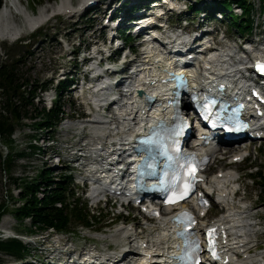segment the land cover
Segmentation results:
<instances>
[{
    "label": "rangeland",
    "instance_id": "obj_1",
    "mask_svg": "<svg viewBox=\"0 0 264 264\" xmlns=\"http://www.w3.org/2000/svg\"><path fill=\"white\" fill-rule=\"evenodd\" d=\"M6 1L10 6L15 7L11 8V13L5 16L4 24L5 26L19 27L25 25L24 17H36L51 7L59 6V4L65 0H0V10ZM68 1L71 6L77 8L82 0ZM111 1L113 7H116L117 0ZM183 2L186 3L184 0H182V4ZM129 3L124 1V6L128 5ZM252 3L254 6L253 25L256 24V26L250 31V35H240V33H244L246 31L245 29L241 28V26L244 27L245 24L243 23L246 22L242 21L241 23L243 25L237 26V22L240 18H236L231 14H229V17L231 18V25L228 24L227 20L222 21V23L212 22L210 25L215 28H222L225 31L224 34L227 39L229 38L233 40L236 38H246L248 41L260 40L261 37H264V33L259 32L261 30L264 31V25L262 23L264 20V5L260 2L262 12H259V1L252 0ZM101 6L102 5L97 2L94 6L84 10L81 9L77 12V14L74 15H54V17H51L48 21L43 23L40 28L31 33L27 32V28L22 26L24 28V35L20 36L19 40L13 42H11L12 40H4L3 42H0V64L5 62L7 63L10 58L16 60L17 62L14 63V68L19 81L21 82L22 80H27L29 83H34L36 86H46V83L48 82L47 79L55 76L60 70L65 72L71 70L77 71L79 68L78 66L75 67L77 62L72 61V54L82 48V46H85V48L90 46V42L95 40L98 34V29H100L101 24L105 21L106 16H108L106 15L107 12L111 11L112 9L109 5V8L105 11L106 14L103 15L100 11ZM221 6L223 10L229 12L231 2L225 1L221 3ZM257 9L258 11L256 14ZM186 10L187 11H185L183 15H187L188 8ZM14 11H20L22 14L16 15ZM196 12L197 11H195V13ZM195 13L188 12L189 15L187 16V19L193 20L191 27H193L195 24ZM182 19H184V16L180 15L176 19L174 16L170 17L169 20L172 23L179 22L178 25H180ZM104 27L107 28L108 26L106 25ZM212 27H209V30L212 31ZM232 27L237 28L240 33H238V31ZM100 36L103 38L104 33L102 32ZM105 37H107V35H105ZM134 46V43L130 44V47ZM51 84L52 86L49 87L46 94L40 93L37 99H32V105L27 106L28 114H32V110L34 109L38 111L41 107L48 108L51 105V102L48 101V98L53 97V99H56L52 89L54 84ZM27 89L28 88H24V90L21 91H26ZM64 90H62L59 103L57 104L62 114L56 128L54 127L55 130L53 128V130L47 132H39V130L33 126V122L39 120V118H35L32 120H23L21 122L23 126L16 127L14 133L12 134V138L14 140V145L12 146L14 150L12 153L27 154L21 159H13V155L11 154L13 160L11 161V166L8 173H5L2 170V167L0 168V204L4 203L8 209V211L4 212L0 216V231L8 230V232L12 233V235L18 236L23 240L27 239L30 241V243H24L22 240L26 247V252L22 260L0 253V264H51L48 257L50 255H60L58 251H54L55 253L53 254L48 253V251H51V249L54 250L55 247L58 248V250H62V247L65 249L73 246L71 249L77 252H82L83 249L92 250L96 248L99 251H104L103 253H118L126 249H131L132 245L129 244L126 239L121 237L122 231H125L123 227H132L138 234L145 232L146 226L142 229L138 228L143 222L140 221L141 214H139L136 210L127 207L125 210H122V215H116L120 208L117 206V202H115L116 205H112V199L106 204L99 203L98 205H95V207H92L93 203H88L84 200V192L86 191V188L84 191H81L79 187L77 188V186L72 183V178L71 182L67 181L68 187L66 189V193L64 194L66 195L71 193L70 203L72 208L66 209V213L68 217H70V224L67 230L54 233L53 231L55 230L52 229L53 231L45 230L40 233L36 231L33 232V234H30L25 231L26 228L30 227L29 220H18L13 216V212L10 210V208L13 206L11 205V200L6 201L5 192H8L9 195H11L16 200V193L18 192L16 189L19 187L14 186L13 181H11L10 178L19 177L29 181V178L37 175L39 169L46 168L51 179L58 180L59 174H70V172L66 171L65 168L67 169V167H70L71 164L68 162H61L60 164L58 162L56 163L55 157H52L53 161L44 162L45 159L43 156H41V152L53 154V151H57L60 152V154L65 155V153L73 150L70 148L72 145L81 143V140H84L83 143L94 141L89 138L86 129L81 127L82 120L79 119V117L83 119H91L92 117L90 118V116H87L86 118L85 113L87 111L85 107L83 105L80 106L78 104L79 100L74 99L72 96H70L71 93H66ZM35 93H38L37 89ZM87 94L88 92L85 93L83 97ZM88 97L89 94L87 95V98ZM0 98L2 100L4 99L2 94L0 95ZM1 103L2 102H0V105ZM66 122L74 124V126H71V124L69 125ZM32 140H35V144L40 150L38 153L33 151L32 154L29 155L26 144L28 142H32ZM221 150L225 151L226 153L223 156L216 154L214 163H212L209 170L206 172V178L216 175L219 172L223 173L228 170H232L236 173V181L240 191L238 193L237 199H234L235 205L251 209L250 214H253L251 219L256 224L252 234L254 242L250 245L249 256L250 258H253L254 256L256 257L258 254H263L261 256H264V196H262L259 184L252 179V173H254L256 168H260L264 165V159L260 155L261 151H263L264 155V140L249 144L243 143L239 144L238 146L229 145L227 147L221 148ZM242 151H244L242 156L247 155V157L242 162L231 164L229 158H231L233 155L241 153ZM23 160H26L25 164H21ZM76 173L81 176L79 171ZM7 177H9V180ZM28 197L29 196L26 198ZM37 197L41 199V196L38 194ZM22 202H24V200H22ZM17 203L16 205H21V202ZM79 204L84 207L86 212L94 215V218H92L90 222V226L85 228H82V225H78L74 220V207L78 206ZM214 215L216 214L213 213L211 216L207 215L206 218L209 219ZM59 241H62V243L65 245L60 244ZM71 255L72 254H70V256ZM70 256H65V258L68 259Z\"/></svg>",
    "mask_w": 264,
    "mask_h": 264
},
{
    "label": "bare ground",
    "instance_id": "obj_2",
    "mask_svg": "<svg viewBox=\"0 0 264 264\" xmlns=\"http://www.w3.org/2000/svg\"><path fill=\"white\" fill-rule=\"evenodd\" d=\"M96 1L97 2L107 1L105 6H103L100 9V11L105 14L106 6L110 5L112 9L107 13L109 17L118 19V24H120L123 21L124 19L123 15L117 10V6L113 7L111 0H82L77 8H74L73 6L70 5L68 0H65L64 2L62 1L59 4V6H54L51 8L48 7L49 8L48 10H45V12L37 15L36 17L35 16L24 17L25 25L22 26L27 28V31H32L33 28L40 26L47 19L53 17L54 15L62 14L64 16H69V15L77 14V12L80 10L78 8H80L81 6L82 7L87 6L88 4ZM14 7L15 6H10L9 3L6 1V3H4L3 7L0 10V41L1 40L11 41L13 39H16V37L19 38L24 33L23 32L24 28L22 26L10 27V26H5L4 24L5 16L9 15L11 13V8ZM233 12L239 14L241 11L239 8H234ZM14 13L16 15L22 14L20 11L17 12L14 11ZM139 19L140 18H138L137 20ZM108 27H111V25L109 24ZM101 28L103 29L104 26H101ZM190 38L191 36L184 37L183 38L184 44H188L185 41L189 40ZM169 40L171 42H175L172 36H169ZM167 43H169L168 34H166V36L164 37L163 44L156 45L154 43H150L146 45L145 48H142L140 53L141 59L137 61L140 63L135 65L134 69L132 70L131 73H129V75L123 78H119L115 83L114 85L115 87H120V85H122V83L125 82L126 80H127L126 82H128L126 89H124L123 91L127 92V94H129V97L126 98V100H121L118 103V106H120L121 108L116 112L117 118L120 121L126 122L128 117H133V112L131 111V109L133 107L139 106L140 104L141 99L135 98L137 97L135 95L136 88L138 90H143L144 89L143 83L146 82L147 80H150L151 76L153 77L152 81L155 80L154 77L157 74L155 70H160L164 67L167 68L171 67L170 61L164 58L166 53L168 52ZM244 49H248V48L244 47ZM254 53L255 51L249 50L237 55L233 46L224 44L221 48H218V50H214L207 57H202L201 58L202 62L197 61L196 65H194L192 68L188 70L182 68H176V69L173 68L172 71L177 74L187 73L186 76H189L191 74H195L197 77L199 74L211 75L213 76L212 78L215 84L231 85V87L235 86L237 90H242L244 88L243 83L237 82L234 84L235 73H238L240 71L246 74L245 70L241 71V69H245L247 68V66L245 67L242 64H239L238 61H242L248 55ZM231 59L236 64H234L230 68L227 66L230 64ZM134 60L135 59H130L129 61H126V64L121 67L119 72L126 73L125 71L126 67L132 65L135 62ZM149 60L152 63L156 62V64L153 65L152 63H148ZM223 72L225 73V76H221ZM170 85L171 83L169 84V87ZM110 91H114L112 84L103 78H99L96 81L93 88L90 90L89 97L88 98L87 96L83 97L85 100L84 104L86 106H92L94 110L99 109L103 105L107 104L109 99L112 98V96L108 97ZM147 94L150 96H154L163 93L160 90V88H156V89H148ZM233 94L235 96V101H241L242 94L235 91L233 92ZM260 110L263 111L264 114V106L260 107ZM152 113L156 114V112H152ZM91 117H92L91 119L83 120L81 127L83 129H86L90 139L94 141L97 140V142L92 143L87 149L89 151V154L98 160L102 156L100 152L101 151L100 147L104 146V144L100 143V140H105V138L109 136L108 135L109 133L107 131L106 126H104L105 120L101 117L100 114L96 112L93 113ZM254 125H258V124L254 123ZM119 130H120L119 136L112 137L110 138V141L108 139L109 142L108 141L106 142L107 143L116 142L118 145L122 147H126L127 149V146L131 142L132 137L136 135L138 132L129 130L127 127H124L122 124L120 125ZM259 132L262 136H264V129H260ZM203 151L206 152V150L196 148L197 155L201 154ZM243 152L244 151L238 153L237 155H233L230 158V161H232L234 158L238 159L242 157V155L244 154ZM25 161L23 160L21 164H25ZM132 161H134V159H132ZM135 161H137V159H135ZM236 178H237L236 173L232 170H228L223 173H218L216 175H213L206 180V184L208 188L216 193L217 202L226 211L221 215H219L218 224L226 231V234L228 236V244L230 245L231 248L229 253L230 264H264V257H261L260 255L256 257L254 256L253 258L245 257L243 261H239V262L233 260L234 257L233 255L240 253L241 255H244L248 251L250 245L254 242L252 234L256 226V224L251 219V216L253 215L250 214L251 209L236 206L234 203V199L231 198V195L234 194L233 193L234 190L238 187ZM31 181L34 183H38L39 177L35 175L34 177L29 178L28 182ZM103 186L104 184L93 183L89 188V193H88L89 198L93 200L97 199L101 195V189ZM42 192H43L42 188H39V192L37 194L40 195L41 198L43 196ZM37 194H34V196L37 199H39L37 197ZM28 196L30 197V195ZM26 197L23 198L22 200L25 201ZM119 197L121 198L122 196ZM22 200L15 201L13 207L21 206L23 204ZM17 202H21L20 203L21 205H16ZM56 206L59 207L60 205H56ZM167 224L168 222L166 219H162L158 222V225L162 228L169 227ZM123 228L125 229V231H122L121 237L126 239L129 244H132L131 249H126L118 253H112V254L103 253L102 255L105 256L106 258H117L118 256H125L126 264H144L146 261L148 262V264H158V263L161 264L162 262L164 263L170 262V260H172V257L178 254L180 244L173 240L174 231H175L174 229L167 228L164 232L159 233L156 228L146 225L145 232L138 234L132 227L129 228L123 227ZM153 230H155V234ZM63 248L64 247H62L61 251L64 250ZM57 250L58 248L55 247L54 251ZM89 252L92 253L93 250H90ZM48 259L49 262L51 263V259L50 258ZM58 261H60V259H58Z\"/></svg>",
    "mask_w": 264,
    "mask_h": 264
},
{
    "label": "trees",
    "instance_id": "obj_3",
    "mask_svg": "<svg viewBox=\"0 0 264 264\" xmlns=\"http://www.w3.org/2000/svg\"><path fill=\"white\" fill-rule=\"evenodd\" d=\"M225 1H229L231 2V4H235L236 7H239L242 10V14L241 17H239L240 19L237 22V26L245 24L244 27L241 26V28L246 30L245 33H249L253 23L252 5H250L247 0ZM263 1L264 0H262L261 2ZM221 3H223V1H214V3L210 7L203 6L202 11L209 19H211L212 10L220 11L221 15H223L226 19L230 18V12L228 14L225 13V10H223ZM188 11L194 13L195 11L198 12V9L194 6H189ZM228 21L230 22L229 19ZM242 21H245L246 23L242 24ZM233 28L238 31L237 28ZM238 33L240 32L238 31ZM15 62L17 61L10 58L7 63L5 62L3 64H0V93L4 98L3 100L0 99V102H2L0 105V144L7 149V155L4 157L2 156V152L0 149V168L2 167V170L5 173L9 172L11 161L13 160L11 155V151L13 149L10 135L13 132L14 128L20 125L22 119L28 118L32 120L35 118H39L38 121L33 122L34 128L38 129L40 132L53 130L54 126L57 124V122H59L62 114L59 106H57V104L59 103L60 94L62 90L67 88L69 84V81L59 82L57 84V86L54 88V95L56 96V99L53 101L52 107L50 109L45 110L42 107L38 111L35 109L32 110V114H28L27 106L32 105L31 102L35 95L37 86L34 83H29L27 80H22L21 82L19 81L14 68ZM24 88L28 89L26 91H21L24 90ZM14 98H16L17 101ZM31 147L36 148L35 146ZM21 154L22 153H18L15 154V156H19ZM260 155L264 159L263 151L260 152ZM252 174L253 181L259 184L262 196H264V165L260 168H256V170ZM47 175V169L41 170L39 181L38 183H36L37 186H35L34 184L28 185L24 182H22V184L20 185V196H25L29 193L31 194H29V198H26L27 201L25 204L14 210L12 209L11 212H13V216L18 220H21L22 218L30 219V227L25 229L26 232L32 233L35 232V230L42 229H53L60 232L67 230L70 224V217H68L66 213L67 207L65 205L63 206L64 182L59 181L54 185L53 188V185H46L51 184V181L46 178ZM8 178L9 177H7V179ZM10 180L15 183L12 178H10ZM56 181L57 180H52L53 183ZM39 188H42L43 191V196L41 199H37L34 196V194H37L39 192ZM51 188L53 189L51 190ZM34 189L35 191H33ZM6 194L9 197V193L6 192ZM57 202L62 203V207L59 209L56 208V205H59ZM54 203H57L54 205L55 207L53 206ZM6 211H8L7 207H5L4 203H1L0 216ZM73 213L75 214V222L78 225L82 226H89L90 221L92 220V218H94V215L86 212L84 207H82L80 204L74 207ZM25 252V245L15 238H9L4 241L0 240V253L22 260Z\"/></svg>",
    "mask_w": 264,
    "mask_h": 264
},
{
    "label": "snow or ice",
    "instance_id": "obj_4",
    "mask_svg": "<svg viewBox=\"0 0 264 264\" xmlns=\"http://www.w3.org/2000/svg\"><path fill=\"white\" fill-rule=\"evenodd\" d=\"M258 70L261 71V72H264V65L258 66ZM185 215H187V214H185Z\"/></svg>",
    "mask_w": 264,
    "mask_h": 264
},
{
    "label": "water",
    "instance_id": "obj_5",
    "mask_svg": "<svg viewBox=\"0 0 264 264\" xmlns=\"http://www.w3.org/2000/svg\"><path fill=\"white\" fill-rule=\"evenodd\" d=\"M138 95H140V94L138 93Z\"/></svg>",
    "mask_w": 264,
    "mask_h": 264
}]
</instances>
